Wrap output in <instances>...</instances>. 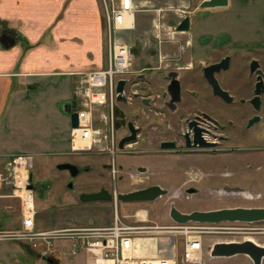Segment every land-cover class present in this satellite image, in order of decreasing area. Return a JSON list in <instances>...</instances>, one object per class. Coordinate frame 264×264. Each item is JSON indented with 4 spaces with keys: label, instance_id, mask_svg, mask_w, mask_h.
<instances>
[{
    "label": "rangeland",
    "instance_id": "1",
    "mask_svg": "<svg viewBox=\"0 0 264 264\" xmlns=\"http://www.w3.org/2000/svg\"><path fill=\"white\" fill-rule=\"evenodd\" d=\"M242 1L237 0L235 5L233 4L234 0H232L228 8H225L221 13H215L214 20H220L215 25L216 28L213 29V35L202 39V41L216 40L218 43L231 40L218 48L209 44L204 49V52L212 54L210 57L215 55L214 59L216 60L228 54L233 56L230 69L225 75L234 72L236 74L244 66L247 70L248 62L252 56L242 51L244 49L236 48L237 45L244 47L252 45L258 48L254 53L260 55L253 56L260 59L264 71V0ZM197 41L195 39V43ZM200 43L203 42L200 41ZM134 58L138 60L139 56ZM147 74L149 79L157 84L156 90L162 94L161 74L159 72H148ZM197 74V77H200V73ZM243 78L247 79L245 75ZM194 81L193 79L192 81H183V84L187 87L193 85ZM233 82L234 84L230 85L231 90L239 96L237 83ZM181 88L184 90L183 86ZM251 95L250 89L249 96ZM72 101L73 98L70 101L60 102L54 109L48 104L39 107L31 103L26 108L21 109L18 115L14 114V119L17 120L16 123L14 122L15 125L11 124L10 126L8 124L4 133L0 134V155H16L18 151L15 150L22 151V149L34 147L35 144L40 146L42 143V147H46L44 145L47 142H54V139L58 142H67L70 145V129L66 125L64 126L62 115H66L69 119V112L73 107ZM261 102L262 112L258 114L262 115L263 119L261 123L254 125L248 131L244 129L246 120L255 114L251 108L245 107L244 110L238 112L235 110L236 104L233 105L235 107H226L220 102L218 107L215 102H213L214 105H210V107L218 108L221 118L231 114L229 111L234 112L232 115L234 129L230 135L235 140L228 141L220 146V149L238 148L235 152L225 154L220 151L218 155L212 158L201 157V159L199 157L200 160H198L186 156H164L157 153L153 147L147 146L141 147V151L138 150L139 153L126 154L124 150L121 151L116 147L115 166L119 173L112 178L109 173L112 163L111 156L109 154L96 155L98 158L92 160L94 158L91 157L93 152H90L88 157L92 158L89 162L92 166L91 171L76 177L72 189H69L67 188L69 180L67 173L55 169L54 166L62 161L81 164L82 161L76 160L70 149L67 151L71 153L65 156L55 155L57 153L32 155V165L27 178L32 174V182L37 181L38 185L43 184L41 181L46 180L52 183L50 186L48 185L47 190H43L44 196L38 191H34L35 224L40 229H62L76 226L70 222L72 219L80 217L91 222L89 225H93L95 214L112 213L114 201L118 204L119 217L128 224L133 222V218L126 217L146 210L149 213L150 220L148 222L151 224L173 225L174 223L169 217L171 204L179 212L219 207H264V94L261 97ZM117 105L120 108V104ZM161 111H163L162 108L157 111L156 121L158 117H162ZM139 112L136 104L128 109L130 117L139 115ZM99 115L100 113L97 112L95 117L98 118ZM164 115L170 118L167 111H164ZM157 124L162 126L159 120ZM17 127L18 129H15ZM123 132V129L117 131L119 138ZM261 132H263V136ZM170 136L165 135L163 130L156 133L157 139ZM246 137L255 138V140L249 143L245 140ZM15 146H20L22 149H17ZM127 151L131 152L132 150L128 147ZM42 159H49L47 160L48 164L43 168L40 165ZM5 160L7 161V158ZM2 166L3 163L0 161V231L18 230L21 225V202L14 196L13 189L10 188L14 182L12 175H9L10 173ZM139 169H145V172H138ZM193 173L197 180L186 182L185 180H191L188 177L189 175L192 176ZM150 186H158L167 191V194L147 203H125L118 199L97 202L80 200V195L95 193L100 189H105L111 194L115 190L118 195ZM226 187L239 188L244 191L242 194H227L223 192ZM190 188L195 190L192 195L186 194V190ZM247 195L251 198H248ZM258 196L260 198H257ZM37 226L36 228H38ZM214 227L212 233L202 235L201 264H253L248 257L242 255L230 258L211 257L210 250L216 243L243 242L245 240H252L256 244L264 246V222L253 224L223 223ZM62 243L56 242V245ZM148 249L152 250V247ZM0 253H3L5 259L16 260L20 264H46L45 261L36 262V259L29 257L25 251L20 249L18 244L12 242H0ZM176 253L180 255L181 246L178 247ZM58 260L60 264H75L77 262V259L69 256L65 250L59 254ZM54 264H58L57 261ZM261 264H264V259Z\"/></svg>",
    "mask_w": 264,
    "mask_h": 264
},
{
    "label": "crops",
    "instance_id": "2",
    "mask_svg": "<svg viewBox=\"0 0 264 264\" xmlns=\"http://www.w3.org/2000/svg\"><path fill=\"white\" fill-rule=\"evenodd\" d=\"M203 1L132 0L130 16L126 17L123 26L114 31L112 36L118 43L134 49L131 51L132 57L133 53L138 51V47L141 52L140 57L145 56L148 49L154 48L161 52L162 65L176 64L184 67V70L191 69L203 61L202 54H205L204 49L207 46H203L200 41L204 43L205 41H202L204 37L213 35V29L220 20H214L213 16L228 8L232 2L227 0L228 4L225 7L202 8L200 4ZM236 2L237 0H234L233 4L236 5ZM118 4L119 0H105L106 8H111L113 5L117 7ZM105 6L102 0H0V134L4 133L8 124L15 125L17 120L14 119V114L18 115L21 109L31 103L39 107L48 104L54 109L58 103L70 101L75 97L72 110L78 109V104L82 101L83 78L81 77L91 71L105 70L108 66L109 37L105 22ZM185 16L190 17L189 31L176 33L171 28ZM3 37L13 40V44L2 42ZM195 39L198 40L196 43ZM180 43H186L184 54H180L177 49ZM177 58L179 63L176 61ZM133 59L135 62L134 57ZM143 59L148 64H154L156 61L155 57L149 55ZM182 72L185 74L183 78L191 74V72ZM189 80L192 81L190 76L187 81ZM62 122L71 131L70 119L66 115H62ZM69 140L70 145L54 139V142H47L44 145L47 148L42 147L41 143L40 146L35 144L36 146L24 150L20 146H15L17 149H22L15 151H18L16 155L24 154L31 157L46 153L65 156L72 152L70 135ZM97 146L98 144L94 148ZM12 156L14 155H0L5 170ZM47 160L49 159L41 160L42 168L48 164ZM46 181L47 188L51 184ZM10 188L14 190V186ZM115 193L117 196L116 191ZM117 209L118 204L114 201L112 213L95 214L93 225L77 217L70 222L76 226L62 229L109 226L114 216H119ZM192 211L195 210H184L182 213ZM139 213H145V219ZM136 214L143 221L150 220L146 210ZM38 229L56 230L57 228L38 227ZM143 243L144 254L148 257L154 256L157 246L149 241ZM150 247L152 250L148 249ZM75 259H77L75 264H86L85 255H79ZM13 261L5 259L3 253H0V263L20 264L16 260Z\"/></svg>",
    "mask_w": 264,
    "mask_h": 264
},
{
    "label": "flooded vegetation",
    "instance_id": "3",
    "mask_svg": "<svg viewBox=\"0 0 264 264\" xmlns=\"http://www.w3.org/2000/svg\"><path fill=\"white\" fill-rule=\"evenodd\" d=\"M178 24L174 23L173 27L171 28L176 33V27ZM225 43L228 42L225 41L222 44H219L216 40H211L205 41L204 43H202V45L208 46L209 44H212V46L218 48ZM138 44H136V46H138ZM185 44L186 43H180L179 46L177 45V49L179 50L180 54L185 53ZM128 48L130 53L132 50H134L130 47ZM236 48L244 49L242 51L247 52V54H251L252 57L248 62L247 70L245 69L246 66H244L243 68L238 70L236 74L234 72L232 74L225 75V73L230 69V63L233 57L231 54L224 55L223 57H220L218 60H216L214 59L215 55L210 57V55L212 54H208L207 52H205V54H202L204 57L203 61H200L191 69L184 70V67H179L176 64L173 66L162 65L163 61L161 60V52L158 49H148V53L145 52V56L140 57L141 52L138 47V51L133 53V57L139 56L138 60H135L134 62L131 53V66L129 74L124 79H119L125 80L123 96L126 101L116 102V100L114 99L112 105L109 104V101H107L105 105L96 106L92 110L91 121L92 126L96 131V144H98V146L94 148L96 144H93L91 149L88 151L72 154L75 155L74 157L76 160L82 161L81 164L72 161H62L61 163L55 164V169H57V165L66 163L75 165L77 167V174L74 177L71 176L69 171L63 170L65 173H67V176L69 178L67 188H69V185H71L69 189H72V184L74 183L75 178L80 174L91 171L92 166L91 164H89L90 160L92 159L91 157H94L92 159L94 160L98 158L97 156L109 154L111 156L112 162L109 171L110 176H112L113 178L116 174L119 173L115 166V149L116 147L118 148V142L122 138L130 136V131L128 129L129 123L132 124V127L136 130V133L135 139L129 143H125L123 149L121 150H124L126 154L139 153V151H141L140 149H142L141 147L147 146L151 148L153 147L157 153L163 154L164 156H186L193 159L197 158L198 160H200L199 157L212 158L218 155L220 151L222 154L237 151L238 148H233L232 150H228L227 148H222L223 150L220 149V146H223V144H226L228 141L235 140L231 138L230 135V133L234 129V121L232 116L234 112L229 111L231 112V114H228L225 118H221L218 112V108L210 107V105H214L213 102H215V105L217 106L220 102L221 104L226 105V107H235L233 105L236 104L237 106L235 107V110L238 112L244 110L245 107L251 108L253 111H255L250 101L254 95L258 75L256 74V71H254L253 73L250 72V64L253 61H256L258 63V69L262 72L263 83L264 71L262 69L263 66L260 59L253 56L260 55L254 53L258 48L252 45H247L245 47L237 45ZM148 55L149 57H155L156 61L154 62V64L149 63V65L143 59V57L147 58ZM225 58H229L228 68L226 70H221L219 73H215L214 77L217 80L220 88L232 98V101L229 103L224 102L222 99L213 94V91L204 76L205 68L217 64ZM176 61L177 63H179V58H177ZM182 71L189 73L191 72V74H187L188 77L183 78L185 74ZM148 72H159L161 74L160 81L163 87L162 94L156 90L155 86L157 84L149 79L147 74ZM170 73H177L178 76L176 79L178 80L180 86V99L178 102L173 103L172 105L169 103L170 96L167 93V87L171 81V79L168 77ZM197 73H200V77H197ZM243 75H245L247 79H244ZM189 76L193 80H195V82L193 85H189L186 87L184 86L183 81H185L184 79H186L187 81ZM233 81L237 83L236 86L238 88L237 92H239V96H237L236 93H233L231 90L230 85L234 84ZM181 86H183L184 90H182ZM250 89L252 92L251 96H249ZM261 97L259 111H255V114L246 120L244 129H247V131L254 125L261 123V120L263 119L262 115L258 114L259 112H262ZM117 104H120V108ZM135 104L140 110L139 115L130 117L128 115V109L132 106H135ZM114 105H117L116 108ZM161 108L163 110L161 111V115L163 118L158 117L157 121L159 120L162 126H158L155 115L158 114L157 111ZM114 109H116L115 113ZM96 111L100 113L98 118L95 117V114L97 113ZM164 111H167V113L170 114V118H167L164 115ZM254 117H259V120L249 124V122ZM120 129H123L124 132L123 135L119 138L117 135V131H119ZM160 130H163V133H165V135L171 136L157 139L156 133L160 132ZM111 134L112 139L110 138ZM261 134L263 136V132H261ZM196 135L202 138L206 143L214 144V147H199L198 143H195ZM245 140L249 143H252L255 138L246 137ZM111 141L113 142L112 145ZM162 143H170L173 146L169 148H162ZM128 147L132 150L131 152L127 151ZM90 152H93V156L88 157V153ZM95 152L96 154H94ZM138 172H145V169H143L142 171H140L139 169ZM188 178H190L191 180H185L186 182H195L197 180L195 179L194 173L192 174V176L189 175ZM41 182L43 183L41 185H38L37 181L29 182V185L32 186L33 194L34 191H38L39 194L41 193V195L43 196V190L46 189L45 183L47 181ZM49 183L52 184L51 182ZM183 184L186 183L183 182ZM248 198L251 197L248 196ZM257 198H260V196H258Z\"/></svg>",
    "mask_w": 264,
    "mask_h": 264
},
{
    "label": "built area",
    "instance_id": "4",
    "mask_svg": "<svg viewBox=\"0 0 264 264\" xmlns=\"http://www.w3.org/2000/svg\"><path fill=\"white\" fill-rule=\"evenodd\" d=\"M102 1L105 6V0ZM113 6H105L109 37L108 66L105 70L91 71L83 75L82 101L74 111L77 114L78 127L70 131L73 153L88 151L97 143L96 131L91 121L92 110L96 106L105 105L107 101L112 105L116 97L117 81L128 76L130 71L129 48L118 43L112 35L123 26L126 17L130 16L132 0H119L118 6ZM110 138L112 139V134ZM31 161V156L19 154L12 156L7 163L6 170L14 180L13 194L21 202V225L18 230L0 231V242L18 244L23 251L25 249L35 254L36 260L45 261L46 264H52L55 256L64 250L73 258L85 255L86 264H201L202 235L212 233L215 225L151 224L135 213L126 217L133 218L131 224L124 222L119 216H114L109 226L39 230L35 224L33 192L28 189L27 177ZM113 193L116 197L115 190ZM143 241L157 246L154 256L148 257L144 254ZM56 242L63 243L56 245ZM179 246L180 255L176 253Z\"/></svg>",
    "mask_w": 264,
    "mask_h": 264
},
{
    "label": "water",
    "instance_id": "5",
    "mask_svg": "<svg viewBox=\"0 0 264 264\" xmlns=\"http://www.w3.org/2000/svg\"><path fill=\"white\" fill-rule=\"evenodd\" d=\"M227 0H204L200 6L202 8H217L227 6ZM190 29V17L185 16L177 25V32H188ZM2 42L13 44V40L3 37ZM228 59L225 58L217 64L208 66L204 69V76L210 85L213 94L224 102L229 103L232 101V98L223 91L217 80L214 77L215 73H219L221 70H226L228 68ZM259 65L256 61H253L250 64V72L253 73L256 71L257 84L255 86L254 95L250 103L253 106L255 111L260 109V97L264 93V83L262 80V72L258 69ZM177 73H170L168 77L171 79L170 84L167 87V93L170 96V104L176 103L180 99V86L179 82L176 79ZM125 86V80H119L115 86L116 93V102H125L126 99L123 96V89ZM76 101V98L73 97V102ZM70 127L75 129L78 127L77 114L73 110L69 112ZM259 120V117H254L249 124ZM128 129L130 131V136L122 138L118 142V149L122 150L125 143H129L135 139L136 130L132 127V124H128ZM195 143H198L199 147L202 148H211L214 147V144L206 143L198 135L195 136ZM173 145L170 143H162V148H169ZM59 170H67L74 177L77 174V167L72 164H59L57 165ZM143 169H140L142 171ZM32 181V174L29 175L28 182ZM71 185H69V188ZM28 189L32 190V186L28 185ZM244 190L239 188H230L226 187L223 189L224 193L227 194H242ZM195 193V190L190 188L186 190V194L192 195ZM167 194V191L164 189L151 186L148 188L135 190L127 193L118 194L116 197L113 194L109 193L105 189H101L95 193L82 194L80 195V200L83 202H97V201H111L112 199H118L121 202L125 203H147L153 202L156 199L163 197ZM169 217L173 223L176 224H206V225H217L223 223H241V224H253L264 222V207L258 208H244V207H234V208H221L216 210L209 211H192L190 213L179 212L173 204L170 206ZM246 256L248 257L253 264H261L264 259V246H260L253 242L252 240H245L243 242H225V243H216L212 246L210 250V256L216 258H230L234 256Z\"/></svg>",
    "mask_w": 264,
    "mask_h": 264
},
{
    "label": "trees",
    "instance_id": "6",
    "mask_svg": "<svg viewBox=\"0 0 264 264\" xmlns=\"http://www.w3.org/2000/svg\"><path fill=\"white\" fill-rule=\"evenodd\" d=\"M115 110L116 109H114V113H115ZM24 251L29 257L34 258V259L37 258L35 254H33V253L29 252V251H26L25 249H24ZM58 259H59V257L56 255L55 258L53 259L52 264H54L56 261H57L58 264H60Z\"/></svg>",
    "mask_w": 264,
    "mask_h": 264
},
{
    "label": "bare ground",
    "instance_id": "7",
    "mask_svg": "<svg viewBox=\"0 0 264 264\" xmlns=\"http://www.w3.org/2000/svg\"><path fill=\"white\" fill-rule=\"evenodd\" d=\"M76 146H78V145H76ZM79 146H83V145H79ZM18 171H20V170H18ZM20 174H21V172H20ZM139 214H140V216L143 217L145 213H139ZM143 218L145 219V216H144ZM144 221H145V220H144Z\"/></svg>",
    "mask_w": 264,
    "mask_h": 264
}]
</instances>
